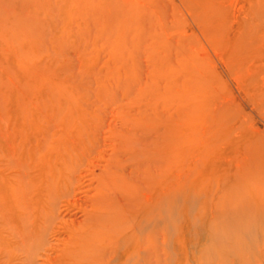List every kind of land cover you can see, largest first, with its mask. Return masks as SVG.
Returning <instances> with one entry per match:
<instances>
[{
  "label": "rangeland",
  "instance_id": "1",
  "mask_svg": "<svg viewBox=\"0 0 264 264\" xmlns=\"http://www.w3.org/2000/svg\"><path fill=\"white\" fill-rule=\"evenodd\" d=\"M96 198L159 207L145 264H264V0H0V214L53 264Z\"/></svg>",
  "mask_w": 264,
  "mask_h": 264
},
{
  "label": "bare ground",
  "instance_id": "2",
  "mask_svg": "<svg viewBox=\"0 0 264 264\" xmlns=\"http://www.w3.org/2000/svg\"><path fill=\"white\" fill-rule=\"evenodd\" d=\"M23 172H25V171L23 170ZM24 175H25V173H24ZM27 176H29V175H27ZM26 177H25V179H26ZM15 178H17V177H15ZM19 182H21V178H20V181ZM22 182H23V180H22ZM28 182H30V184H31V181L28 180ZM16 188L14 187V189H16ZM30 188L31 187H29V190H30ZM50 188L51 187H49V189ZM14 189H11V191L14 190ZM19 189H20V186H19L18 190ZM45 189H46V187H45ZM97 190L99 192L100 191V188L97 189ZM22 191H23V189H21V192ZM14 192H15V190H14ZM19 192H20V190H19ZM97 194H98L97 196L103 195V194H101V192H99ZM12 195H13V193H12ZM97 198L95 200L94 199L92 200V203H93V211H92V213H90L89 215H87L86 223L85 224H81L80 226L74 225L73 227H68L67 232H69V234H70L69 236L70 237L64 243V248H61L60 249L59 254L55 258L53 264H130L131 262H133V264H145V259L146 258H144L145 256L143 255L145 253L144 252H141V244H140L141 242H140V239H143L141 237H143V233H144V231H145V229H146V227H147V225H148L149 222H152L154 224V227L155 228H158L159 227V217H158L159 216V212H158L159 211V207H157L156 205L155 206H152L150 208V211L148 213L146 212L145 214H140L139 215L140 220H138V222H137L138 224L134 225L135 227L133 226V227H131L128 230L127 222L125 223V225H122L123 223H119V222L117 223V220L115 219L116 214H114V213L113 214H110L109 212H107L106 210H104L103 206L105 204H107V206H108L109 203H110V205H112L111 202H109L106 199H105V201L97 200ZM17 199H18V197H17ZM19 200L20 199H18V202H19ZM49 202H52V201L49 200ZM104 202H106V203H104ZM20 206H22V205H20ZM48 206H49V204H48ZM50 206H52V205H50ZM22 208H23V206H22ZM52 208H55L56 209L55 206H53ZM52 208H50V210ZM21 211H23V210H21ZM24 211H25V209H24ZM27 211H25V212H27ZM51 211H53V214L51 213V215H53V218H54L55 211L54 210H51ZM29 212L30 211L27 212L28 215L30 214ZM38 212H39L38 213V216H39L40 221H43L44 217H46L45 219L47 220V217L49 216L48 213H47V215L45 214L46 215L45 216L43 214V211L42 212L41 211H38ZM44 212H45V209H44ZM31 214H33V213H31ZM0 215L2 216V219H3V223H0V225L2 224L1 227L2 226L10 225V226L4 227V228H6L7 231L9 230V233H10L9 235H12L13 239L18 242V246L16 247L17 251L18 250L23 251L22 254H26L27 255L26 261L29 262L30 264H33L34 263V259H33L34 257H32L31 252L34 250V248H40V246L43 247L46 244V243H44L43 232L40 230V232L42 234H39V233L37 234L36 228L35 229L33 228L35 226L36 217L37 216L36 217H35V215L32 216V219H31V230L29 229V231H27L28 233L27 232H23L22 233V231L17 230V227L16 226L13 227L12 226L13 224H9L10 222H7L9 218H7V215L5 213L2 212V214H0ZM16 216L17 215H15V217L13 216V219L14 220H18V218H16ZM55 216L58 217L57 215H55ZM25 217H26L25 215H24V218L22 217V219H25L24 222L26 220H28ZM56 217H55V220L57 219ZM9 220L11 221V219H9ZM47 221H44L43 223H45ZM27 222H29V220ZM116 226H118V227L115 228ZM211 227L215 228L212 225L210 226V228ZM22 230H23V227H22ZM29 233H31V234H29ZM139 233H140V235H139ZM136 234H138L139 236L138 235L136 236ZM131 235L132 236L134 235L133 239H131ZM235 235H237V233ZM235 235H234V237H233V235H232V237L229 236L230 238H224V237L221 238L222 236H220L219 233L215 232V229H214V231L211 234V241H212V243L210 245L212 247H216V248L222 249L225 253H230L232 251L236 252V250L234 249L235 244H236L237 248H239V246L240 247H243V246H241L243 244H241V245L237 244V241L239 239H237L238 236L236 237ZM239 235H240V233H239ZM245 236H244V238H245ZM240 237H242V236H240ZM2 239L5 240L4 243L7 242L6 241V237L3 236L2 233H1V231H0V259H3V258L6 259L5 260V264H8L11 261V256H10L11 255V249H12L13 253H14V251L16 249H15V247H13L14 248V250H13V248H11L10 246H8L9 245L8 242H7V244L6 243L3 244L2 243V241H3ZM42 239H43V241H42ZM150 239L151 240H154V241L156 240L155 237H152ZM242 239H243V237L241 238V240ZM246 240H244V242H246V244H247L248 239H246ZM239 241H238V243H239ZM47 242H48V240H47ZM142 242L144 244V241L143 240H142ZM241 242L243 243V241H241ZM249 243H248L247 246H249ZM156 244H158L157 243V240H156ZM156 244H153V245L155 246ZM246 244L244 243V245H246ZM175 246H176V244H175ZM40 249H42V248H40ZM147 249H149V248H147ZM208 250H206V252H208ZM149 251H151V250H149ZM153 251L152 252L154 254H156L158 252L157 249H156L157 252L154 249H153ZM206 252H204V254ZM15 253H17V252H15ZM150 254H152V253L150 252ZM158 254H159V252H158ZM244 254H245V252L243 253V255ZM206 255H208V253ZM33 256H34V254H33ZM37 256H35V260H36ZM39 256H41V254ZM151 256L152 255L149 256L150 258L148 257L149 261L152 260ZM154 259H155V256H154ZM159 260L160 259H159V255H158L157 261H159ZM187 260H189V258H187ZM193 260H194L195 263H196V260H198V262L200 261V259H198V258L195 259L194 256H193ZM1 263H2V261H0V264ZM24 263H25V261H24ZM156 263H159V262H156Z\"/></svg>",
  "mask_w": 264,
  "mask_h": 264
}]
</instances>
